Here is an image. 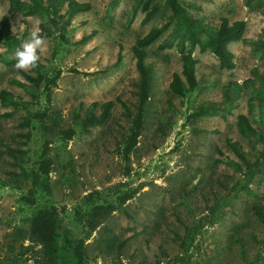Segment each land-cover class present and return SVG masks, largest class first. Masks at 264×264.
Wrapping results in <instances>:
<instances>
[{
    "label": "rangeland",
    "instance_id": "374dc122",
    "mask_svg": "<svg viewBox=\"0 0 264 264\" xmlns=\"http://www.w3.org/2000/svg\"><path fill=\"white\" fill-rule=\"evenodd\" d=\"M14 1L36 0H0V19L23 41L45 14L23 16ZM77 1L90 10L68 20L64 38H45L30 72L14 69L16 49L6 52L0 37V91L15 100L0 102V114L9 113L0 117V264H43L28 219L50 207L60 231L82 240L84 264H264V0H177L208 31L222 18L245 21L242 39L228 45L229 71L189 45L166 0ZM65 12L62 4L59 15ZM147 12L151 20L141 24ZM151 28H162L145 48L151 84L136 145L123 159L138 103L131 48ZM180 42L197 60L196 88L182 97L168 90L171 74L181 71ZM107 101V120L82 131L80 122ZM201 107L219 112L198 115ZM238 115L255 135L239 134ZM44 151L49 172L33 184ZM108 204L113 210L96 216L90 231L88 213Z\"/></svg>",
    "mask_w": 264,
    "mask_h": 264
},
{
    "label": "trees",
    "instance_id": "16d2710c",
    "mask_svg": "<svg viewBox=\"0 0 264 264\" xmlns=\"http://www.w3.org/2000/svg\"><path fill=\"white\" fill-rule=\"evenodd\" d=\"M15 2V1H14ZM167 5L172 13V17L177 18L179 24H183V35L189 42L191 47H198L199 52L209 51L217 60L219 69L232 70L234 68L233 54L229 51L228 45L230 43L238 42L242 39L245 31V21L236 20L229 23L225 18H222L219 25L214 30L208 31L199 24L188 17L184 9L178 4L177 0H166ZM13 9L15 12L21 13L23 16L34 17L40 14H45L43 19L38 24V30L44 38L58 36L64 38L65 26L68 25V20L77 13H83L90 10L88 3H79L77 0H47L44 6L39 0H36L31 6H22L17 2ZM62 4H66V12L59 15V9ZM145 11V10H143ZM152 14L145 13L141 24L147 23L151 20ZM62 20L63 25H62ZM76 25H81L77 23ZM162 28H151L143 37L137 39L131 48L133 58L135 60V68L139 74L138 86V103L137 113L132 123L131 133L124 142L121 149V156L127 159L131 150L135 147L137 138L141 128V118L144 104L148 98V91L151 84L150 69L145 65L144 59L146 56L145 48L158 40L161 35ZM94 31L88 35L92 37ZM0 37L2 38L4 50L6 52L17 49L22 39L23 33L10 34L9 24L6 16L0 19ZM172 38L163 40L159 45V49L168 48L171 44ZM178 52L181 54V71L180 74L172 73L170 82L168 83L169 92L178 97H182L185 93L192 91L196 88L197 82L195 79V65L197 60L194 59L190 53H183V45L180 42ZM119 59V55H118ZM9 64V63H8ZM58 73L54 78H57ZM48 85L54 83V79L46 81ZM48 95H45L48 101ZM13 97L6 91H0V102L5 104L8 101L14 102ZM119 103V101H118ZM19 104V102H18ZM121 106H124L120 102ZM92 106L95 103L91 104ZM113 102L107 101L101 104V112L98 116L90 114L80 122V129L87 131L88 127L100 126L109 117L110 109ZM218 110L213 107H201L198 110V115L216 116ZM220 118L224 119L225 115L219 114ZM0 117L7 118L9 113H2ZM237 128L241 135H255L253 127L249 124L245 115L237 116ZM72 131H69L64 139H69L72 136ZM259 139V144L264 152V135ZM233 151L236 150L231 145ZM45 151L38 160V173L34 175L33 184H36L42 177H46L49 172L51 162L49 159L44 158ZM103 212L101 213V211ZM113 210V206L108 204L105 207L94 206L88 213L87 226L90 231H93L99 223L96 216L101 214H108ZM258 219L262 220V215L259 209L256 210ZM60 220L57 211L54 207L40 209L29 217L28 219V232L31 239L41 246V255L43 264H84V249L81 239H77L73 231L69 229H59ZM68 253V259L65 253Z\"/></svg>",
    "mask_w": 264,
    "mask_h": 264
},
{
    "label": "clouds",
    "instance_id": "9594fccd",
    "mask_svg": "<svg viewBox=\"0 0 264 264\" xmlns=\"http://www.w3.org/2000/svg\"><path fill=\"white\" fill-rule=\"evenodd\" d=\"M46 47V39L40 31L38 29L31 31L14 52V69L20 72H30L36 69Z\"/></svg>",
    "mask_w": 264,
    "mask_h": 264
},
{
    "label": "crops",
    "instance_id": "0c3cea01",
    "mask_svg": "<svg viewBox=\"0 0 264 264\" xmlns=\"http://www.w3.org/2000/svg\"><path fill=\"white\" fill-rule=\"evenodd\" d=\"M230 44H232V43H230Z\"/></svg>",
    "mask_w": 264,
    "mask_h": 264
}]
</instances>
